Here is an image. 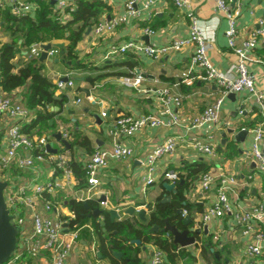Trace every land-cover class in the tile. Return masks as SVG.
Masks as SVG:
<instances>
[{
    "label": "crops",
    "instance_id": "1",
    "mask_svg": "<svg viewBox=\"0 0 264 264\" xmlns=\"http://www.w3.org/2000/svg\"><path fill=\"white\" fill-rule=\"evenodd\" d=\"M20 1L31 4L30 16L34 17L37 13L38 1L41 0ZM48 1L53 2L55 8V2ZM69 1L67 0L68 3ZM97 1L103 5L97 22L96 20L89 21V27L85 29L75 47L77 61L87 65V68L77 69L66 65L69 63L63 60L60 52V49L67 46L66 39L50 40L49 43L52 45H61V48H58L59 53L52 58L39 60L43 62V76L55 86L54 102L47 106L49 113H54V116L49 121V125L53 124V128L38 125L35 129L36 132L47 136L52 150L56 149L59 153L60 148H63L60 152H65L69 157L70 154H74L77 161L86 158L97 148H109L116 143L129 147L133 154L124 161L111 160L108 167L100 172L99 185L89 194L86 195L84 191L87 185L83 188L77 186L76 177L75 185L71 184L55 194L56 200L60 203L59 211L63 215L72 212L69 208L70 201L87 203V207L84 206L88 211L87 221L80 226V238L69 254L68 264H111L97 244L94 219L104 226L107 215L113 220L110 211L114 210L119 215L114 219L115 221L128 219L143 222L137 215L138 211L144 210V216L148 220L158 201L169 203L173 199L177 192L176 187L175 193L172 190H166L163 187L164 181L160 180L157 175L154 185L146 186L143 183L146 157L150 150L166 137L177 138L179 144L173 154L160 160L159 173L164 170L176 171L180 175V183H184L188 173L197 169L198 164H204L206 171L216 179L211 190L206 192L202 191L199 186V176L202 172L187 179L190 184L184 196L192 205L190 218L195 222L194 228L198 227L197 222L202 213L215 202L216 192L221 187L219 178L222 176L230 175L237 181L235 187H225L234 212L264 206V172L260 171L247 156L254 142L253 130L257 126L263 130L259 149L264 150V122L259 104L248 92L230 93L224 98L220 108V121L217 124L187 131L186 127L192 118L221 96V89L217 84L205 79L199 68L191 65L192 47H186L178 52L171 51L159 60H152L143 54H127L103 60L112 47L122 45L127 41L132 40L160 47L180 38H187L189 35V20L186 16L188 9H178L167 0H139L137 3V9L141 12L139 17L127 15L126 21L115 30L105 33L100 38H95L92 32L95 23L108 21L116 15H125L126 2V0ZM190 2L191 9L198 18L199 28L211 45L209 51L211 64L221 72L226 71L237 62L235 53L228 46L229 23L226 15L216 11V0H190ZM226 2L231 13L236 14L234 20L238 33L236 41H243L248 38L251 31L257 29V20L264 18V0H226ZM146 3H149L147 7H145ZM2 19L1 14L0 42H9L11 37L2 28ZM69 19H71L70 15L67 20ZM79 27L81 23L74 24L71 29H79ZM145 27L154 30V34L145 35L143 33ZM68 35L69 33L66 32L64 37L67 38ZM4 36L9 41L3 40ZM20 43L21 40L18 44ZM251 57L253 58L247 68L256 77V89L264 94V40L258 43ZM14 62L17 67L27 62L23 50L16 56ZM135 72H139L142 76L139 88L124 85L122 77H133ZM183 73H186L185 77ZM67 76L74 82V85L72 88L61 91L56 87V82ZM76 78L82 80L76 81ZM165 87H172L182 97L179 107L174 103L169 105L170 109L180 117L179 125L170 128L146 127L131 137L121 136L115 139L110 135L109 131L113 127L114 120L122 115H158L166 119L165 115L160 114L161 107L156 93L157 90ZM84 89L90 92L89 96L83 92ZM15 91L25 105L23 101L25 88H18ZM63 96L67 98V102L61 106ZM77 97L80 102L76 104L74 100ZM102 112L106 113L105 117L101 116ZM63 131L68 133L69 139H63ZM240 131H247V133L238 135L235 139L234 135ZM207 132H213L215 135L213 156L194 150L187 140L188 133H192L198 139H203ZM57 135H59L58 138ZM83 138L87 139L85 142L90 146L89 152L81 146ZM75 142L78 146H74ZM42 168L41 181L45 182L50 179L52 165L43 164ZM100 202L103 204L101 205ZM130 207L135 209L132 215L127 213ZM97 209L102 211L101 214H94ZM40 212L44 216L52 217V213H45L42 210ZM251 226L254 232H261L264 235V222L252 221ZM206 227L207 234H200L199 242L196 239V246L182 248L181 251L186 253V256L181 257L180 252H177L174 263L167 264H209V261L213 260L220 264L233 262L251 264L250 260L242 257V253L246 245L251 242L252 235L243 234L244 228L238 224L234 215H225L222 218L212 217ZM27 228L28 233H31L29 222H27ZM204 243L211 253L206 257L201 254V245ZM18 250L22 252L24 250L21 241L18 242L16 251ZM155 250L151 244L140 246L138 254L140 264H151V257ZM122 256V253L120 257L113 255L117 260ZM20 262L48 264V259L24 254ZM256 262L264 264L262 258L256 259Z\"/></svg>",
    "mask_w": 264,
    "mask_h": 264
},
{
    "label": "built area",
    "instance_id": "2",
    "mask_svg": "<svg viewBox=\"0 0 264 264\" xmlns=\"http://www.w3.org/2000/svg\"><path fill=\"white\" fill-rule=\"evenodd\" d=\"M55 2L54 12L60 17V22L68 21L67 10L73 9L72 5L76 0H53ZM139 0H126L125 15H116L108 21H100L94 25L92 32L95 38L102 37L105 33L112 32L119 25L126 21V16L139 17L140 10L137 9ZM173 3L178 9H188L189 35L187 38H180L171 44L160 47L153 44H141L137 41H127L122 45L112 47L104 56L103 60L123 56L127 54H143L152 60H159L169 52H178L186 47L193 48L191 65L199 68L204 78L213 81L221 89V96L204 108V110L192 118L186 130H195L202 127H211L220 121V108L224 98L230 93L248 92L261 108V115L264 122V94L255 87L256 77L247 68L251 62L252 53L259 42L264 40V18L257 20V29L250 32L247 39L237 42L238 33L235 29V16L226 0H216V11L223 12L229 23L227 41L229 48L235 53L237 62L232 64L226 71L221 72L213 67L209 58L211 45L208 43L204 33L199 28L198 18L191 9L190 0H167ZM150 3V2H149ZM146 3L145 7L149 5ZM72 6V7H71ZM1 9L8 8L15 16L30 14L32 6L28 2L20 0H0ZM145 35H153L154 30L149 27L143 28ZM43 43H34L26 49L24 58L27 62L39 59ZM58 54V50L51 47L47 51V58ZM186 76V73H183ZM67 81L58 80L56 87L64 91L72 88L74 82L67 76ZM124 85L132 88H139L142 76L135 72L133 77L123 76ZM161 107V115H122L113 122L109 131L113 138L121 136L131 137L141 132L146 127L170 128L179 125L180 117L170 109V103L175 106L181 105V95L172 87H165L156 91ZM75 99L74 103H79ZM106 116L105 112L101 113ZM36 119L35 111L31 112L22 102L16 92L5 94L0 91V142L4 146L0 153V182L6 183L3 190L6 210L11 218L14 228L17 230V242L14 254L2 264H24L20 262L21 257L27 254L30 257L48 259V264H68L70 252L78 243L80 238V226L71 225L75 220V214L69 212L63 215L59 211L60 203L55 198L57 191L69 185H75V175L69 167L70 157L63 148L55 149V153L48 150L51 147L49 139L43 133L36 132L29 127ZM254 142L251 151L247 154L251 161L264 172V150L259 149L263 138V130L257 126L254 130ZM62 133V132H61ZM63 139H69L66 131L62 133ZM188 142L191 147L208 156L215 153V135L207 132L203 139L196 138L188 133ZM178 139L166 137L161 143L155 145L147 155L145 165L146 172L143 183L146 186L155 184V176L164 182L176 185L180 181V175L176 171L164 170L159 173L160 160L173 154L178 147ZM132 150L129 147L116 143L109 148H97L86 158L80 161L84 165V180L87 185L86 195L100 183V172L106 169L111 160L124 161L131 157ZM43 164L52 165L50 179L43 182ZM221 187L216 192V200L208 207L199 218L197 225L199 229L204 228L212 217L222 218L225 215H234L238 224L243 226L244 235H252L251 242L243 250L242 257L257 264L256 259L264 260L263 241L264 235L261 232H254L251 222H264V206H255L248 211L234 212L229 203L225 187H235L237 181L233 176H222L219 178ZM216 182L211 173H204L199 180L200 189L204 192L211 190ZM102 205L103 202H100ZM52 213V217L44 216L40 211ZM183 217L187 211L183 210ZM27 222L31 225V233L27 231ZM194 228V229H197ZM21 241L24 247L22 251H16L18 242ZM182 248V247H181ZM151 264H165L161 251H153ZM231 264H240L233 262Z\"/></svg>",
    "mask_w": 264,
    "mask_h": 264
},
{
    "label": "trees",
    "instance_id": "3",
    "mask_svg": "<svg viewBox=\"0 0 264 264\" xmlns=\"http://www.w3.org/2000/svg\"><path fill=\"white\" fill-rule=\"evenodd\" d=\"M38 2L39 5L36 8L37 13L34 17H31L30 14L15 16L8 8L1 9L0 7V15H3L2 28L11 37V41L9 42H0V91L5 94H10L16 92L15 89L25 88L23 101L27 108L31 112L35 111L37 115L35 122L29 127L30 130L36 128L38 125L53 128V124L49 125V121L54 116V113H49L47 106L54 102L55 86L43 76V62L36 59L17 67L14 62L16 56L22 50L23 52L26 51L34 43H43L44 45L49 44L50 40L66 39L68 41L67 46L60 49L63 60L69 63L65 64L77 69L87 68V65L77 61L75 47L85 32V29L89 27V21L96 20L97 22V17L103 7L97 0L90 2L76 0L73 9L67 11L71 19L65 23H61L60 17L54 12V6L51 1L41 0ZM77 23H81V27L72 30L71 27ZM66 32L69 33L67 38L64 37ZM19 40H21L20 44H18ZM56 49L59 53V49ZM61 101L60 105L63 106L64 102H67V98L63 96ZM85 141L87 142V139L83 138L81 146L89 152L90 146ZM73 144L74 146H78L76 142ZM3 148L4 146L0 142V152L3 151ZM73 155L70 154L69 167L72 169L78 181L77 186L83 188L86 185L84 180V165L81 161H77ZM199 172H202L199 180L204 173H208L204 164H198L197 169L188 173L187 179L194 177ZM187 179L184 183H180V180L175 185L177 192L169 203L158 201L155 204L147 222L128 219L115 221L111 220L107 215L105 225L102 226L94 219L93 225L97 244H99V248L105 258L111 261V264H140V259L138 258L140 246H146L147 244L153 245L156 250L162 252L165 264L169 262L174 263L177 252H180L179 256L181 257L186 256V253L181 251L182 248L173 242L172 236L163 231L166 226L165 220L180 232L189 231L199 242L201 236L194 234L193 228L195 222L190 218L192 216L190 213L192 205L187 202L184 196L190 184ZM69 208L75 214V220L71 225L83 226L85 221H87L86 217L88 213L84 205L81 202L70 201ZM179 210L187 211V216L190 218L189 223H183V216L182 213H178ZM153 226H158L159 230L149 232ZM134 241H138L140 244L135 245L133 243ZM196 245L194 244L193 246ZM116 251L123 254L119 260L115 259L112 255V252ZM201 254L205 257L206 255H211L205 243L201 245ZM209 264L220 263L218 261L214 262L213 260L211 262L209 261Z\"/></svg>",
    "mask_w": 264,
    "mask_h": 264
},
{
    "label": "water",
    "instance_id": "4",
    "mask_svg": "<svg viewBox=\"0 0 264 264\" xmlns=\"http://www.w3.org/2000/svg\"><path fill=\"white\" fill-rule=\"evenodd\" d=\"M53 3V2H52ZM51 47H57L60 48L61 45H51L49 44H44L42 45V49L43 52L41 53V56L39 58L40 61L46 60L47 59V51L51 48ZM24 56L26 55V52H23ZM68 79L67 77H64L63 79H61V81L66 82ZM76 81H81V78H76ZM84 93H86L87 96H89L90 92L87 89H84L83 91ZM77 99V98H76ZM247 133V131H240L239 133H237L236 135H234L235 139L237 138L238 135H243ZM57 138L59 137V135L56 136ZM48 150L55 153V150H52L51 147L48 145L47 146ZM6 187V183L0 182V264L6 262L8 259H10L12 257V255L14 254V250L16 248V242H17V230L14 228L13 223L11 221V218L8 214V211L6 210V206H5V202H4V196H3V190ZM163 187L166 190L169 191H173L174 193L176 192L175 189V185L173 184H169L167 182H164ZM82 204L87 207V203L86 202H82ZM135 209L133 207H130L127 210V213L132 215L134 213ZM102 211H100L99 209H97L94 214L95 215H99L101 214ZM178 213H182V210H179ZM110 215L113 218V220L115 218H118L119 215L116 211H110ZM138 217L143 221V222H147L146 218H145V211L144 210H140L138 211ZM166 222V226L164 227L163 231L169 233L172 238H173V242L177 245H179L180 247L184 248V247H188L191 245H194L196 243V239L195 236L190 234L189 231H178L174 226H171ZM190 222V218L189 216H184L183 217V223L187 224ZM159 227L158 226H153L149 232H153V231H158ZM195 235H200L201 233H204L205 235L207 234V227L205 226L202 229H194L193 230ZM135 244L139 245L140 243L138 241H134ZM113 255L115 257H120L121 253L119 252H113Z\"/></svg>",
    "mask_w": 264,
    "mask_h": 264
},
{
    "label": "rangeland",
    "instance_id": "5",
    "mask_svg": "<svg viewBox=\"0 0 264 264\" xmlns=\"http://www.w3.org/2000/svg\"><path fill=\"white\" fill-rule=\"evenodd\" d=\"M69 20H70V19H69ZM4 38H5V39H3V40H7V41H9L8 38H7L6 36H4ZM19 60H20V59H19ZM25 61H26V59H25Z\"/></svg>",
    "mask_w": 264,
    "mask_h": 264
}]
</instances>
